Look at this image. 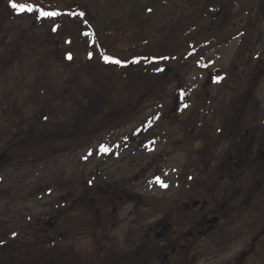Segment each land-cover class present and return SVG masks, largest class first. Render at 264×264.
Here are the masks:
<instances>
[{"label": "rangeland", "instance_id": "obj_1", "mask_svg": "<svg viewBox=\"0 0 264 264\" xmlns=\"http://www.w3.org/2000/svg\"><path fill=\"white\" fill-rule=\"evenodd\" d=\"M38 1L57 15L38 17L34 11L19 12L10 8L7 0H0V166L5 164L6 171V181L0 183V223H10V218L19 215L38 216L39 200L66 197L71 192L70 198H80L87 190L100 186L103 176L106 180L126 179L129 173H136L134 166L147 167L151 155L136 140L134 128L147 118L152 105L172 104L176 98L179 102L198 103L202 99L201 86L206 95L213 96L216 90L204 79L219 64V55L224 63L235 61L232 54L238 42L254 55L264 56V19L243 27L249 18L245 15L233 30L235 34L243 28V32L227 46L209 52L207 71L200 70L197 57L185 55L187 48H179L177 61L150 67L152 71L148 72L153 78L148 88L139 92L142 69L137 68L131 79L132 74L124 76L111 62H105L92 39V26L120 31L123 45H136L166 29L179 13L201 0ZM74 8L83 10L84 15L64 12ZM252 14L254 17V11ZM205 50L200 49L199 54ZM90 77L107 85L110 94L101 103H76L80 98L76 96L83 92ZM181 89H188L186 96ZM133 90L136 93L129 106ZM14 106L23 112L24 119L17 121L20 128L11 124ZM42 139L55 141L61 151L40 154ZM32 147L38 151H26ZM118 150V157L109 156ZM137 150L143 152L135 154ZM189 162V157L182 155L160 160L162 167L156 175L161 181L154 182L155 170H151L149 176L146 174L149 180L144 178L137 184L138 197L150 201L157 210H168L180 197L178 173L187 174ZM92 176L97 179L91 180ZM256 205L260 214L252 219V231L259 233L264 230V201ZM173 219L179 224V218ZM76 224V231L82 230L79 222ZM248 244V238L228 240L214 253L204 250L197 264H237L244 258V251H249V264H264V236L252 238L251 248ZM6 251L0 250V264H11ZM24 263L35 264L28 257Z\"/></svg>", "mask_w": 264, "mask_h": 264}, {"label": "flooded vegetation", "instance_id": "obj_2", "mask_svg": "<svg viewBox=\"0 0 264 264\" xmlns=\"http://www.w3.org/2000/svg\"><path fill=\"white\" fill-rule=\"evenodd\" d=\"M261 19L249 16L241 26ZM243 30L199 54L200 70L209 69V52L227 46ZM239 45L234 62L224 63L218 54L219 64L208 71L204 80L216 90L213 96L201 86L198 103L176 98L172 104H154L135 126L150 165L134 166L132 178L103 176L100 186L80 198H70L71 192L39 200L38 216L3 222L0 244L9 263L25 264L28 257L35 264H197L204 250L214 253L228 240L248 238L251 248L252 238L263 233L252 231V219L260 214L256 203L264 201V56ZM181 90L186 96L188 89ZM173 155L191 163L187 174L178 173L180 197L168 210H157L138 197L137 184L153 169L154 182L161 181L158 163ZM77 222L82 230L76 231ZM242 256L237 264H249V251Z\"/></svg>", "mask_w": 264, "mask_h": 264}, {"label": "trees", "instance_id": "obj_3", "mask_svg": "<svg viewBox=\"0 0 264 264\" xmlns=\"http://www.w3.org/2000/svg\"><path fill=\"white\" fill-rule=\"evenodd\" d=\"M7 1L9 7L11 8L12 6L10 0ZM25 1L26 2L15 0L16 3L33 4L38 6V8H43L45 11L50 10L44 7V5L38 0ZM57 10L59 12H62L59 9ZM252 11H254V14H258L260 18L264 19V0H201L200 3L191 6L184 12L179 13L166 29L136 45H123L120 42V31L100 30L92 26L93 28L91 30V36L95 42L96 48L99 50L100 55L104 61V56L113 57L114 59L120 61V63H111L115 65L118 71L124 76H130L132 74L130 78L133 79L135 70L137 68L142 69L144 76L141 84H139L138 90L139 92H142L143 90H145V88H148L147 86L150 84L149 81L151 80V78H153V76L149 73L150 71H152L151 66L160 63H164V65H167L168 63H170V61H177L178 55L176 53L178 52L179 48H187V50L185 51V55L187 57H198L200 49H206L207 47L210 48L213 44H215V41L217 40L221 42L223 39H229L233 35L234 30V28L231 27L232 24L236 23L237 19L242 16H252ZM34 12L39 17V11L34 10ZM64 12H66L68 15H84L83 10L79 8L64 10ZM205 22H207V25L203 27V24ZM189 40L194 41L190 42ZM160 70L163 69L161 68ZM154 78L156 79L157 77ZM84 84L86 86L85 88L87 89L84 88L85 90L83 89V92H81L79 96H76V98L80 97L78 100L76 99V103L86 104L90 102L93 103V101L101 103L102 100L105 99V97H108V95L110 94V88L107 85L103 84V82L99 83L94 78L90 77V79L85 81ZM133 91V93H130V101H128L127 103V105L129 106V103H132L131 99L133 98V95H135L136 93V90ZM37 92H39V88ZM99 98L100 100H98ZM22 114V110L17 106H14L11 109V124L15 125L16 128L21 127L20 124L17 123V121L24 119L22 118ZM49 128L53 131L55 127ZM53 133H55V131H53ZM41 141L42 146H39L40 154L54 155L56 151H61L58 149L59 146H56L55 141L46 139H42ZM32 143L30 144H36ZM60 147H62V145ZM72 147L73 146H71V148ZM26 151L30 153L38 150L32 147ZM8 154L10 153H7V157H9ZM13 157L11 158L13 159ZM18 157L20 159L22 155L19 154ZM5 174V164H1L0 183L5 180ZM1 225L2 223H0V226ZM3 230L4 229L0 227V242H3L4 240V236H2ZM261 232L264 233V230ZM263 233L258 235V237L262 236ZM2 245L3 243L0 244V250L3 251L5 249Z\"/></svg>", "mask_w": 264, "mask_h": 264}, {"label": "snow or ice", "instance_id": "obj_4", "mask_svg": "<svg viewBox=\"0 0 264 264\" xmlns=\"http://www.w3.org/2000/svg\"><path fill=\"white\" fill-rule=\"evenodd\" d=\"M11 6L16 9L19 12H32L34 10H38L41 16L48 17V16H55L57 15L56 12H49L45 11L43 8H38V6L33 5V4H23V3H16L15 0H10ZM151 11V9H149ZM83 15V14H81ZM70 58V57H69ZM104 59L106 62H115V63H120L119 60L114 59L113 57L109 56H104ZM166 186V185H165ZM15 235V234H14Z\"/></svg>", "mask_w": 264, "mask_h": 264}]
</instances>
